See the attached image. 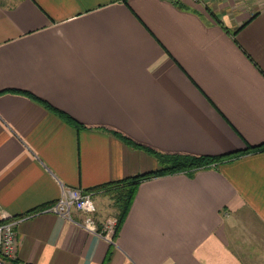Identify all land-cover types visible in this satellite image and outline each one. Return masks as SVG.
<instances>
[{
  "label": "crops",
  "instance_id": "1",
  "mask_svg": "<svg viewBox=\"0 0 264 264\" xmlns=\"http://www.w3.org/2000/svg\"><path fill=\"white\" fill-rule=\"evenodd\" d=\"M0 92L9 264H264V148L242 153L264 143V0H0ZM113 130L226 158L140 181L111 242L81 211L26 215L161 167ZM93 198L101 226L117 209Z\"/></svg>",
  "mask_w": 264,
  "mask_h": 264
},
{
  "label": "trees",
  "instance_id": "2",
  "mask_svg": "<svg viewBox=\"0 0 264 264\" xmlns=\"http://www.w3.org/2000/svg\"><path fill=\"white\" fill-rule=\"evenodd\" d=\"M12 91H19L21 93H24L28 95L30 98L41 102L47 108L55 110L49 103L34 96L30 92L20 91V90H12ZM63 116L66 118V120L69 123L75 126H78V125L82 126L81 124H78V122L74 121L68 115H63ZM113 133L118 135L128 144H131L133 146H140L141 148H144V150L154 155L161 165V167L157 169L156 171H151L148 173H144L142 175L129 176L126 178L115 180V181H110L108 183L99 185L92 189H87V190H94L95 192H98L99 190L104 195L109 196V198L112 200L113 205L117 209V213L115 217L117 221V225L115 228L114 236L117 234V232L120 229L123 219L134 197L136 187L140 181H142L143 179L152 177V176L172 174L176 172H187L192 175L196 170L201 169V168L210 167L212 164L217 163L223 160L224 158H226L223 155L211 156V155H193V154H187V153L162 152V151L156 150L148 146L140 145L139 143L134 142L131 138L123 135L122 133L118 131L113 130ZM256 148H264V143L258 147L247 146L245 149L242 150V153L254 150ZM18 216H21V215H18Z\"/></svg>",
  "mask_w": 264,
  "mask_h": 264
},
{
  "label": "built area",
  "instance_id": "3",
  "mask_svg": "<svg viewBox=\"0 0 264 264\" xmlns=\"http://www.w3.org/2000/svg\"><path fill=\"white\" fill-rule=\"evenodd\" d=\"M94 195V190L63 186L60 196L53 203L26 215L39 211H51L67 220H73V210L81 211L85 214L84 221L74 220V222L84 230L111 242L114 240L117 225L116 218L107 217L103 220L101 226H98L94 219V213L96 212ZM23 216L12 215L0 220V264H9L15 257L17 247L16 223Z\"/></svg>",
  "mask_w": 264,
  "mask_h": 264
},
{
  "label": "rangeland",
  "instance_id": "4",
  "mask_svg": "<svg viewBox=\"0 0 264 264\" xmlns=\"http://www.w3.org/2000/svg\"><path fill=\"white\" fill-rule=\"evenodd\" d=\"M116 217V215H114Z\"/></svg>",
  "mask_w": 264,
  "mask_h": 264
}]
</instances>
